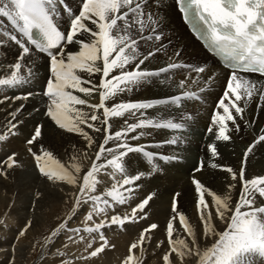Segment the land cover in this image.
<instances>
[{"label":"snow or ice","instance_id":"1","mask_svg":"<svg viewBox=\"0 0 264 264\" xmlns=\"http://www.w3.org/2000/svg\"><path fill=\"white\" fill-rule=\"evenodd\" d=\"M175 3L199 38L214 52L222 55L225 66L232 70L226 90L218 103V108L222 109L223 113L217 112L212 116L213 127L208 129L210 133H214L217 141H229L231 136L228 133L233 129L229 128L227 122L235 125V131H240L237 117L244 119L245 108L253 98L258 97L260 101H264V79H260L264 78V0H175ZM147 4L148 0H82L77 14L67 5V0H0V19L8 24V28L0 27V46L7 44L18 46L20 49L17 61L7 73L0 75V86L13 88L24 83L27 79L22 75L26 67L25 58L31 57L33 50L37 54H46L50 63V78L47 80L46 90L42 93L49 101L46 115L59 128L82 136L89 147L94 143L93 137L81 125L104 133L103 143L99 145L95 160L91 162L90 168L83 172L75 155L71 158V167L65 168L54 161L49 151L42 150L37 154L32 147L27 149L35 161L36 168L49 181L65 182L77 188L73 197L74 206L67 214V219L45 238V245L58 237L62 230L80 236L81 242L85 238L80 233L87 232L93 235V241L86 243L85 251L88 255L79 259L98 258L109 248H115L105 236L104 229L118 226L122 231H126L127 224H135L148 218L147 208L153 195H148L132 206L130 212L108 217L110 208L115 209L130 203L133 186H136V182L144 175H127L125 158L130 153H144L149 158L153 155L144 152L143 146H133L127 142V139L138 140L144 132L131 137L129 133L146 128L181 129L183 125L171 119L147 118L143 110L161 105L179 106L182 98L192 96L191 93L184 92L182 96L169 99L120 102L112 103L111 106L107 103L119 94L130 92L134 87L148 82L152 77L179 67L169 64L158 72L142 68L154 53H142L133 30L139 35V39H161L160 35L143 36L146 29L154 32L158 26V20L146 11ZM61 14L66 15L69 20L70 26L66 31L60 30L58 17ZM69 45H77L78 51H67ZM27 71L30 76L32 69L28 68ZM196 71L203 72L204 69L198 68ZM80 73H87L89 77L100 74L99 84L84 79ZM241 73L257 74L259 78L252 79ZM179 86L183 88L184 81H181ZM75 92L82 93L85 97L98 93L99 102L89 103V100L75 95ZM242 100L244 107L238 103ZM76 106H86L90 111ZM261 108H264V105H261ZM20 110L16 109L10 113L13 120ZM125 114L136 118V122L128 123L125 120V127L115 133L109 132L112 126L110 119L124 117ZM96 122L105 127H97ZM7 124L6 133L13 134L17 125L11 120L7 121ZM261 132L264 133V129ZM41 135V128L36 127L26 143L29 146L34 145ZM6 139L7 135L0 133V142ZM109 141L116 142L114 147H106ZM176 142L175 139L169 141L173 144ZM262 142L264 134L259 135L253 144L248 146L243 153L244 164L253 148ZM208 150L213 157L218 155L214 144H209ZM105 154H108V158L97 163ZM51 164L56 167H51ZM0 166L7 169L16 167L15 154L8 156L5 161H0ZM211 167L217 168L218 165L212 164ZM108 169H111V172H108ZM223 170L231 174L232 180H238L242 185L238 199H232L234 184L228 185L225 194L218 195L193 178L200 232L198 234L186 215L178 210L174 197L171 204L173 215L165 228L168 250L161 257L163 264H176V261L186 264L188 260H194V264H264V176L247 179L244 166L238 173L231 168ZM102 172L113 179L119 173L122 179L116 180L110 189L100 195L96 193L98 184L102 182L98 179ZM0 175H6V172L0 169ZM206 194L210 201L206 199ZM176 196H179V193ZM89 204L91 210L85 214L82 227L68 229L69 221L79 214L82 207ZM101 215L105 219L95 222L94 217ZM176 221L187 234V238L182 239L179 235L174 237L177 231L174 227ZM216 221L223 222V230H218ZM30 226L31 222L26 224L18 235L23 237ZM157 228L158 225L153 223L140 232L138 239L129 245L128 255L122 264H144L145 245L150 243V233ZM94 234L99 235V246H94ZM201 239L211 243L202 247ZM68 240H73V237L69 236ZM163 243L158 242L156 247L161 248ZM137 249L141 252L139 257L135 255ZM53 255L62 257L64 253L57 250ZM60 264L71 262L61 259Z\"/></svg>","mask_w":264,"mask_h":264},{"label":"bare ground","instance_id":"2","mask_svg":"<svg viewBox=\"0 0 264 264\" xmlns=\"http://www.w3.org/2000/svg\"><path fill=\"white\" fill-rule=\"evenodd\" d=\"M67 5L70 6L73 12L78 14V10L82 6V0H67ZM146 11L154 15V18L158 20V26L155 27L154 32L146 29L143 36L160 35L161 39L147 40L139 39V35L135 36L139 40V48L143 54H147L149 51L154 53V56L146 61L142 68L147 71L158 72L161 68H167L169 64H176L179 67L171 68L167 72L152 77L148 82L134 87L130 92L125 91L119 94L113 101L107 102L108 105L111 106L112 103L120 102L169 99L174 96H182L184 92L191 93L192 96L182 98L179 106L161 105L143 110L145 111V117L171 119L175 123L182 124L181 129L146 128L137 129L136 133H129V137H131L144 132L145 134L140 136L138 140L127 139V142L133 146H143L144 152L153 155L149 158L144 153H130L125 158L127 175L134 176L140 173L144 175L140 181L136 182V186H133L134 191L130 203L125 204V206H117L113 210H117L116 213L123 214L130 212L132 205L135 206L148 195H153V199L147 208L148 220L127 224V231L122 232L115 239L116 249L125 246L133 236L132 231L139 229L137 233L140 234L141 230L152 221H157L159 226H164L173 215L171 204L174 197L177 200L178 210L186 215L188 222L196 228L199 234L200 225L196 211L197 193L195 192V186L189 181L190 175V178L199 180L207 189L218 195L225 194L228 185L234 184L235 188L231 192L233 201L238 199L242 185L238 180H232L231 174L224 171V168H231L238 173L240 168L244 166L247 179L264 176V142L253 148L246 164H244L243 156L248 146L253 144L259 135L264 134L261 132L264 129V108H261L264 101H260L258 97L253 98L245 108L244 119L237 117L240 131H235V125L229 121L227 122L228 126L233 129L228 133L231 139L229 141H217L214 133H210L208 129L213 127L212 116L217 112L223 113V110L218 108V103L226 90L227 80L231 72L223 68L189 33L181 21L175 0H148ZM58 23L61 31H66L70 26L67 16L63 14L58 17ZM0 27L8 28V24L0 19ZM133 33H136L135 29ZM67 51L76 52L78 46L69 45ZM19 52L18 46L7 44L0 46V75L9 71L11 65L17 61ZM24 63L26 67L22 71V75L27 77L24 83L13 88L0 86V101H3L0 103V133H5L7 140L13 141H11V150L6 145L4 149L0 150V161L7 160L11 153L15 154L17 161V166L12 169L0 166V169L6 172V175L0 177V183H2L0 187L5 190H8V184L13 181L16 183L23 182L24 188H26L27 185L35 184L43 176L39 177L32 174L30 169L35 170L32 167H36L35 161L32 164L29 156L25 153L24 141L34 134L36 127L41 128L42 135L32 145L33 150L40 153L42 150L49 151L52 153L54 161L64 165L65 168L71 167V158L75 155L78 157L77 162L80 164L82 172L90 168L104 137L103 132H95L81 125L93 137L94 143L89 147L82 136L59 128L46 115L49 101L47 97L42 95L46 90L47 80L50 78L49 58L46 54H37L33 50L31 57H26ZM28 68L32 69L30 76L27 71ZM198 68H203L204 71H196ZM80 74L84 79H90L93 84H99L100 74H94L91 77L87 73ZM241 75L252 79L259 78L256 74L241 73ZM181 81H184L183 88L179 86ZM84 86L91 87L92 85ZM74 94L89 100V103L99 102L98 93H93L92 97H85L78 92ZM25 96L27 99H14V97ZM238 103L241 107H244L243 100ZM21 106L23 107L21 108ZM76 107L90 111L86 106ZM16 109L21 110L13 120L10 113ZM100 111L102 113V110ZM233 114L235 115L234 110ZM137 117H139V113H137ZM10 120L17 127L13 130V134L9 135L6 133V129L8 127L7 121ZM125 120L128 123L136 122V118L128 114H125L124 117L111 118L110 123L112 126L109 132L115 133L121 130L125 127ZM96 123L97 127H105L100 125L99 122ZM174 139L177 141L176 143H169ZM115 143V141H109L106 147H114ZM209 144L216 146L218 152L216 157H213L209 152ZM7 146L10 147L11 145L8 144ZM105 158H108V154H105L101 161H97V163H101ZM212 164H216L218 167L212 168ZM197 166L200 167V170L193 171L192 169ZM107 171L111 172V169ZM100 174L98 179L102 182L97 186V194L100 195L110 189L116 180L122 179L119 173L116 174L115 179L103 172ZM177 193H179V196H176ZM206 199L210 201L207 194ZM130 204L132 205L128 209L127 206ZM112 211L111 214H113ZM215 223L218 230H223L225 227L223 222L216 221ZM174 227L177 230L174 237L179 235L182 239L187 238V234L184 233L178 221L175 222ZM117 228L119 227L117 226ZM159 229H157V233L161 231V229L158 231ZM164 235L166 234L164 233ZM200 243L203 247L211 241L201 239ZM128 244L130 245V243ZM156 253L157 248L153 247L150 253L144 255L151 257ZM178 262L176 261V264H179ZM193 262L194 260H188L186 264H193Z\"/></svg>","mask_w":264,"mask_h":264},{"label":"rangeland","instance_id":"3","mask_svg":"<svg viewBox=\"0 0 264 264\" xmlns=\"http://www.w3.org/2000/svg\"><path fill=\"white\" fill-rule=\"evenodd\" d=\"M133 34L134 37L138 35L137 33ZM28 139L24 141L25 153L29 156L32 163L34 162V159L32 158V155L26 151L29 147H32V149H34V147L32 145L29 146L26 143ZM11 141L12 140L6 139L0 142V150L4 149L5 145L9 150H11ZM8 144L11 146L8 147ZM33 151L37 154L40 153L35 150ZM12 154L13 153L10 155ZM50 166L53 168L56 167L54 164H51ZM32 167L35 169H30L32 174L41 177L42 174L39 172V170L34 166ZM1 176L3 175H0V177ZM190 177L189 181L192 182L193 179ZM29 179L31 178L29 177ZM39 179L35 182V184L33 183L30 186L27 185L26 188H24L23 182L16 183L15 181L8 184V190L0 187V264H60L61 259L70 261L71 264H122V261L128 255V243L131 244L138 239L139 234L137 231L139 229L131 232L133 236L125 244V246H123V248L116 249V246L115 248H109L98 258H92L89 260L79 259L81 256L86 257L88 255V252L85 251L86 243L93 241V235H90L87 232L80 233V235L84 236L85 238V240L81 242L80 236L71 231L62 230L58 237H56L50 244L45 245V238L51 235L53 228L58 226L61 220L64 221L67 219V214L73 208V197L77 193V188L65 182L51 181L50 183V181L45 176H42ZM0 185L2 186V183H0ZM125 195L127 194L125 193ZM131 205L132 204L127 206V208L130 209ZM90 210V204L86 207H82V210L79 212V214L69 221L68 229L82 227L85 214ZM112 210L113 209L111 208L108 210L109 218L113 214H118L116 213L117 210ZM111 211L113 214H111ZM101 219H105V217L103 215L94 217L95 222H99ZM145 220H148V218ZM29 222H31V226L27 228L26 234L23 237H20L18 233L21 229H24L25 225ZM151 223H148L143 229L147 228V226L151 225ZM153 223L158 225L157 229L161 227V231L159 229L158 231L160 232L157 233V229H155V231H152L153 234L150 233L151 241L150 244L145 245L146 251L144 250V254L147 255L150 253L153 247L157 248L155 245H157L159 241H163L164 243L161 248H157L156 255H151V257H147L145 255L146 260L144 264H163L161 257L168 250L166 235H164V229L167 222L164 224V226H159L157 221H154ZM114 227L104 229V234L109 242H111V244L114 242L112 245H116L115 239L118 238L122 232H125L120 228H117V226ZM109 231L111 232L109 233ZM94 235V246H99V235ZM135 235L137 237H134ZM69 236H72L73 240H68ZM109 236L111 237L109 238ZM64 245H66V247ZM57 250L64 253V255L62 257L53 255L57 252ZM135 255L138 257L141 255L139 249L136 250Z\"/></svg>","mask_w":264,"mask_h":264}]
</instances>
